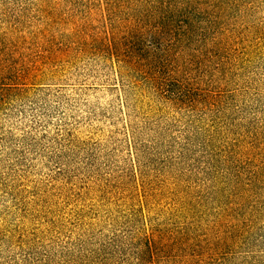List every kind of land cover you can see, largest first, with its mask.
Returning a JSON list of instances; mask_svg holds the SVG:
<instances>
[{
    "label": "rangeland",
    "instance_id": "1",
    "mask_svg": "<svg viewBox=\"0 0 264 264\" xmlns=\"http://www.w3.org/2000/svg\"><path fill=\"white\" fill-rule=\"evenodd\" d=\"M0 264H264V0H0Z\"/></svg>",
    "mask_w": 264,
    "mask_h": 264
}]
</instances>
